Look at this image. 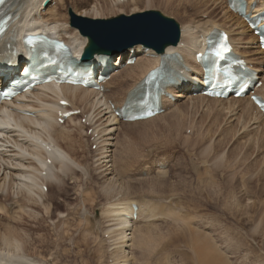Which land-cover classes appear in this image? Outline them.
<instances>
[{
  "label": "rangeland",
  "instance_id": "1",
  "mask_svg": "<svg viewBox=\"0 0 264 264\" xmlns=\"http://www.w3.org/2000/svg\"><path fill=\"white\" fill-rule=\"evenodd\" d=\"M134 3L119 9L112 8L104 0H52L45 8H55V17L49 19L59 20V25H68V9L77 13L96 4L97 16L89 12L87 18L107 19L119 14L156 10L172 18L180 31L183 24L199 28L208 19L225 28L232 26L226 15L225 0H150L148 6L146 0ZM232 27L239 30L237 26ZM242 39L239 47L248 49L253 63L261 62L256 55V42H252L249 35ZM193 43L199 45L200 42L194 38ZM259 67L263 80L264 59ZM134 72L122 70L113 77L106 94L109 100L119 101L137 79L138 72ZM125 74L132 76L129 82L123 79ZM194 98L178 100L175 105L168 106L167 113L161 114L163 119L148 125L130 126L115 120L111 123V118L112 147L106 146L107 160H112L113 165L108 172L111 175L103 171L105 163L98 161L104 151L101 135L98 134L94 142L86 135L87 130L93 128L92 124L87 129L83 127L80 137L73 135L75 140H61V147L76 166L66 171L60 188H55L54 183L53 188L48 186V194L42 199L44 204L51 202L48 206L45 204L47 214L40 206H29L19 198L14 187L8 201L17 202L11 206L17 216L12 221V210L10 215L1 213L0 232L14 230L26 240L27 254L33 259L44 260L45 264H110L108 259L114 262L116 258L112 248L108 249L104 243L103 235L109 234L108 228H113L114 222L104 212L108 205L124 204L128 200L136 202L137 199L143 206L154 204L150 206L156 209L157 205L154 214L159 212V216L155 214L154 223L144 222L142 218L133 224L137 230L145 227L149 231H145L148 232L145 244L136 246L133 239L128 242L134 245L124 249L129 264H198L190 244V231L208 236L228 264H264V141L261 143L258 138L263 125H258L257 130L247 125L245 130L241 119L243 110L237 105L231 108L234 110L231 114L228 105H216L220 110L216 111L211 104ZM76 104L75 109L82 111L76 121L84 115L102 121L103 117L94 112L92 116L85 104L79 107ZM101 108L105 112V107ZM100 124L95 126L97 133L103 127ZM159 160L167 164L163 172L156 169ZM143 172L147 175L141 176ZM109 180L116 186L111 188ZM19 207L26 212H21ZM30 210L32 213L28 217ZM178 215L185 216L184 221L174 222Z\"/></svg>",
  "mask_w": 264,
  "mask_h": 264
},
{
  "label": "bare ground",
  "instance_id": "2",
  "mask_svg": "<svg viewBox=\"0 0 264 264\" xmlns=\"http://www.w3.org/2000/svg\"><path fill=\"white\" fill-rule=\"evenodd\" d=\"M45 1L47 0H20V2L12 10V15L17 21V23L20 24V29L22 31H28L33 28L44 27L50 31H53L59 38L64 39V40H69L73 44V48H74V52L76 53V56L79 57L82 50L87 44V37L81 36L80 33L76 29L70 28L66 23L64 25L63 24L59 25V22H60L59 20L49 19L50 17L51 18L55 17L56 10L54 11L55 8H51L49 10L44 9L43 3ZM49 1L52 2V0H49ZM104 1L107 2L109 6H111L112 8H119V7L121 8L122 6H125V5L135 4L134 3L135 0H104ZM248 1H249V4L251 2L258 3V8L254 10L253 15L264 9V0H248ZM146 2H147L146 5L148 6V4L150 3V0H146ZM203 2L204 1H202V3ZM152 3L153 1L151 2V4ZM97 8L98 7L95 4L91 6V9L89 7L83 8L84 9L83 11L77 12L76 14L82 17H87V14H89V12H93V15L97 16V12H96ZM225 11H226V15H228V18L230 19L229 21L232 22V26H237L239 30L232 29L233 28L232 26L225 28L222 25L221 26L215 25L213 24L214 22L209 21V19L206 22L202 23L203 25L200 24L201 26L199 25L200 26L199 28H197L198 25L194 27L193 25L190 26L189 23H188L189 25L183 24L181 26V37H180L179 44L176 47H168L165 50L163 55H168V57L172 55V53L174 52H180L183 55L185 59V65L178 67L179 69H174V71L180 72L181 75L184 77V79L187 80V83L186 84L178 83V85L175 86V88H170L168 90V92L176 98V101L171 103L170 101H168V99H165L163 101L164 109L167 110L168 106L175 105L176 102L181 99L190 98L193 100L192 92L195 90L194 81H198L200 77L199 67L194 62V55L196 52L199 51V49L205 47V44L203 42L207 34L213 30L225 31L230 36L231 42L234 45L236 52L240 56H242L244 59H246L249 64L256 65L257 71L258 72L260 71L259 65H261L263 62L264 52L260 51L259 45L256 47L257 48L256 55L259 56V59H260L259 61L261 62H257L256 64L253 63L254 62L253 59H251V57L248 56L249 54L248 49H245L246 47H239L240 44H242V41H243L242 38L244 36L248 37L249 35V38L252 42L253 41L257 42V38H255L249 33V30L246 24L242 21V19H240L237 15L230 13L228 10H225ZM176 17L177 16H175V18ZM201 33L202 35L199 36V34ZM236 37H238V39ZM194 38H197L199 40L200 42L199 45H196L193 43ZM186 44L187 46L185 47ZM128 54L129 52H127V54L124 57H122V62L118 64V68H121L122 66H124V63L126 62L128 58ZM132 56L135 58L134 64L132 66L123 67L122 69L126 68L124 71H127V72L131 70L134 72V70H136L138 72L137 79L133 82V84L130 85L131 87H128V89L124 92L125 94H123V96L120 99H118L119 101L117 102H116L117 99L109 100L107 98L108 95H105V94L99 95V93H95L93 91H87L81 88L56 87L53 85H47L43 87L40 91L33 94L30 99H28L29 107L26 110L28 112L36 114L34 117H20V116L12 117V116L6 115L3 118H0V153H1L0 154V193L2 195L0 198L2 200V202L0 203V214L4 213V214L10 215V212L12 210L11 206L17 203L14 200H13L14 202L8 201L10 199L9 197H10L11 190H13L14 187L16 188L15 194L17 196L20 195L19 198L21 197L22 200H25V202L29 206L31 205L40 206L42 208L41 210L45 211L47 214V211H48L47 206L50 205L51 202L50 204H47L45 202L47 206L44 204V201H42V199H44V196L46 195H44L43 192L41 191V187L45 186L47 188L46 194H48V186L50 188H53L52 186L53 183L55 184L54 186H56L55 188H60L61 178L64 177L66 171L71 166H76L74 161L70 158V155H68L67 151H65L64 147H61L60 141L64 140V141L70 142L71 140H75V138L73 139V135H76V134L80 137V135L84 133L83 126L78 121H76V117L75 118L73 117L70 120L66 121L65 124L62 126H58L55 123L54 112L56 110L57 100L60 97L65 98L70 103L73 109H75L76 103L79 104V105L76 104L78 107L82 103V105L85 104L86 106L89 107V111H91V113L94 112V113H97L96 114L97 116L103 117L102 121H100L101 118H98L95 120L91 116H87L89 123L92 124L93 127L98 122H101L100 125L103 126L98 132V134L101 135L100 136V139L102 140L101 148H103L102 150L104 151L102 152L101 157L98 159V161H100L102 164L105 163L104 165L105 170L103 171L106 173V175L107 174L111 175L108 172H110L113 169V165H111L112 160H107L106 146L112 147L111 134H112L113 129H110L111 125H109V122L112 118L111 120V123H112L115 117H112L113 111L110 109V105L111 106L113 105L114 107H120L124 103L127 94L131 90H133L151 70L158 67L159 63L161 62L160 55H156L152 51L145 53L143 52L141 48H134ZM165 60L166 59L164 58V61ZM115 62L116 61H113V66L116 64ZM134 73L132 74L135 75ZM131 78L132 76L130 74H125L123 77L125 82L127 80H130ZM262 83L263 85L258 90V94L264 98V79ZM112 84H113L112 81L106 82L104 84L105 89L107 90L111 88L110 86ZM179 89L181 91H177ZM194 100L207 102V104L208 103L211 104L212 107L214 108L216 107V105L222 106V107L225 105H228L229 107L227 110H230L229 113L231 114L234 111V110H231V108L237 105L238 108H241L243 110V114L241 116V119L243 121L242 128L247 130V127H248L247 125H251V126H255V129L257 130L258 125L259 126L263 125L262 129L260 127L261 130L258 131L259 135L257 134L259 136L258 138L260 139L261 143H263L264 141V119L262 118L260 113L256 110V108L251 104L248 98L217 100V99H209L206 97L196 95ZM104 105L106 106L104 110L105 112L100 110L102 109L101 107H103ZM215 109L216 111H220L217 107ZM94 113H92V116L94 115ZM105 115L107 116L110 115V116L104 119ZM162 117H164V115L162 116L157 115L151 119H148L145 121L127 123V125H130V126L148 125L152 122H155V121L157 122V120H160V118ZM233 125H236V123ZM70 126H74V128H71ZM10 127L12 128L11 130H9ZM76 129L78 130V133L76 132ZM96 130H97V127L94 128L95 132ZM40 143H43L44 147H41ZM64 146L66 145L64 144ZM46 160H48L49 163H46ZM7 170L9 172H5ZM70 170L72 169L70 168ZM110 180H109V184L112 183V181ZM114 186H116L115 182L112 183L111 188H113ZM128 201H129L128 203L126 202L127 204L126 203L117 204V205L112 204L113 206L108 205V208L104 212V214L107 217L110 216L112 218V222H114L112 223L113 228H110V227L108 228L109 235L112 234L111 235L112 237L110 238L111 248L113 251L112 255H114L113 257L116 258L115 259L116 263L115 261L114 262L112 261L114 264H129L130 263L128 261L129 257L126 256L127 252L124 249L131 247V244L133 241H134V245L137 244L136 246H138L139 244L144 243L143 241H145L144 240L145 237L146 239L148 238L146 236V233L148 232H145V231L147 230L149 231V229L146 228L145 230V227H141V228L137 227L140 229L138 230L135 229L134 227H132L133 224L135 223L134 221H139L142 218H144L143 219L145 220L144 222H152L153 220H155L154 219L155 214L157 213L156 212L154 214L155 208H152L154 207L153 206L154 204H146L145 206H143L140 204V202L137 201V199H136V202L131 201V200H128ZM132 205H135L136 207V210H135L136 218L135 219L133 218L134 210L131 207ZM164 206H166V204H164ZM161 208L162 207H160V212L162 211ZM18 209L22 210L23 208L19 207ZM23 210L21 212H26ZM156 210H157V205H156L155 211ZM166 210L164 212H166ZM12 212L13 213H11L10 216H11V220L13 221L15 220L16 212L13 210ZM30 212L31 210L29 211L28 217L32 213ZM33 213L35 215V212ZM162 213L163 212H161L160 216H162ZM157 216H159V212L157 213ZM32 217L33 216H31L30 218ZM184 217L183 216L180 217L178 215L175 217L174 222H178V221L182 222L184 221ZM36 218H38V215L36 216ZM144 222L143 223L141 222V223L144 225ZM151 226L152 225H150V227ZM202 227L204 228V226ZM10 232L11 233L0 232V264H45L44 260L40 261L38 259H33L27 254V251H26L27 248L25 247L26 240L23 237L18 236V234L16 235L15 234L16 232L14 230L13 232L12 231ZM113 232L115 233L113 234ZM189 233H190V244H191L194 254L196 255L198 259L197 260L198 264H226L227 263V262H224L225 259L220 254L219 250H217L216 247L213 246L212 242L209 241L210 239L208 238V236L202 235L200 232H196V231H193V232L190 231ZM115 237L117 238L115 239ZM130 240L132 242L130 245H128L129 244L128 242ZM129 253L130 252L128 250V254ZM127 257L128 259H126ZM133 259H134L133 261H135V258Z\"/></svg>",
  "mask_w": 264,
  "mask_h": 264
},
{
  "label": "water",
  "instance_id": "3",
  "mask_svg": "<svg viewBox=\"0 0 264 264\" xmlns=\"http://www.w3.org/2000/svg\"><path fill=\"white\" fill-rule=\"evenodd\" d=\"M68 16L69 26L88 39L82 56L84 62L95 56H118L137 46L162 54L166 47L176 46L180 38L179 25L158 11L92 20L69 9Z\"/></svg>",
  "mask_w": 264,
  "mask_h": 264
},
{
  "label": "snow or ice",
  "instance_id": "4",
  "mask_svg": "<svg viewBox=\"0 0 264 264\" xmlns=\"http://www.w3.org/2000/svg\"><path fill=\"white\" fill-rule=\"evenodd\" d=\"M5 2L6 0H0V5H4ZM6 24H7V21H3L2 23H0V33L4 31V26H6ZM26 43L28 44V46L30 47V50L32 51V59L33 61L36 62V65L38 68L48 67V66H51V64L55 63V61H52L50 59L47 62L41 59L42 56L43 57L48 56V52L43 49V45L44 43H46V41H41L35 37H28L26 40ZM210 47L211 49H214L213 54L215 57H218V58L222 57L223 53L229 51L228 47L224 43H220L219 46H217L215 42L210 41ZM212 63L215 64V61H212ZM218 70L219 69H217L216 71ZM212 75L214 77V73H212ZM5 95H7V93H5ZM138 104H139L138 101H133L130 103V107L135 108L138 106ZM261 106L264 107V105H261ZM132 118H135V117L133 116Z\"/></svg>",
  "mask_w": 264,
  "mask_h": 264
}]
</instances>
